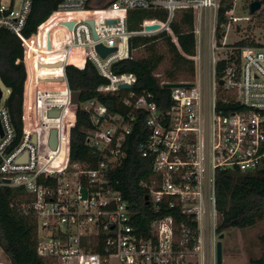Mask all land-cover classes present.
I'll use <instances>...</instances> for the list:
<instances>
[{"label": "built area", "instance_id": "built-area-1", "mask_svg": "<svg viewBox=\"0 0 264 264\" xmlns=\"http://www.w3.org/2000/svg\"><path fill=\"white\" fill-rule=\"evenodd\" d=\"M237 1L232 0L231 9L225 13L226 22L218 26L220 0H60L52 14L61 19L65 15L76 17L61 22H77L72 42L68 30L60 26L62 47L68 54L73 48L81 50L80 62L63 63L61 77L65 79L66 66L82 70L89 60L107 80V84L97 88L98 93L112 95L123 90L121 85L130 87L122 100L128 111L119 115L110 114L96 101L71 105L66 80L62 82L68 103L74 107L70 111L72 121L65 131V106L47 102L49 92L37 85L26 91L25 59L39 28L29 38L22 36L31 0H21L17 11H13L12 5L5 7L0 3V30L21 40L25 70L19 132L11 122L5 101L2 102L0 89V187L24 192L27 198L19 209L35 217V252L47 264L216 263L217 172L235 169L246 173L264 165V45L256 41L259 46L243 47L231 59V46L242 39L228 43V33L237 19L232 16ZM149 9L163 10L165 21H144L140 31L129 32L128 12ZM183 11L193 15L195 54L187 57L193 62V78L176 83L189 87L167 89L169 105L161 108L152 94L131 92L134 75H112L110 68L131 57L133 37L164 31L178 48L170 24ZM88 20L93 23L92 29L86 24ZM152 24H158L159 31H143L144 26ZM97 45L115 50L101 58L95 51ZM79 105L89 113L94 127L85 137V144L96 157L93 166L69 164L70 130ZM51 111H59L58 117L48 118ZM136 111L145 114L147 128V136L137 150L141 158L151 161L150 172L139 186L154 211L164 204L179 215L178 222L171 216L153 219L145 232L136 231L132 212L120 193L112 189L108 178L126 156V140L132 132ZM42 119L60 122L52 126ZM42 129L45 131L40 136ZM51 129L56 130L55 150L48 145Z\"/></svg>", "mask_w": 264, "mask_h": 264}, {"label": "trees", "instance_id": "trees-1", "mask_svg": "<svg viewBox=\"0 0 264 264\" xmlns=\"http://www.w3.org/2000/svg\"><path fill=\"white\" fill-rule=\"evenodd\" d=\"M254 1L250 0L247 3V10ZM257 1L264 6V0ZM59 3L60 0H31L30 13L22 30V36L29 38L36 32L38 26L39 28L29 46L30 49L31 47L34 49L33 57L28 60L27 52L25 59L28 72L26 91L32 90L35 86L34 77L31 81L30 67L39 80L59 73V70L36 66L39 64L41 67L57 60L61 61L62 54L58 51V47L62 44L63 38L62 28L58 26V23L66 18L74 17L65 15V19H61L57 18L60 15L52 14L57 11ZM231 7L232 0H220L217 15L218 26L226 22L225 13ZM165 19L166 15L163 10H132L127 14L126 26L129 32H138L144 21L164 22ZM170 29L177 39L178 48L164 31L153 36L133 37L131 49L133 52L141 50L142 55L134 57L132 53L129 59L117 61L110 68L112 75L124 73L134 75L136 80L131 92L137 95L152 94L154 102L161 108L169 105V91L164 89L162 84L189 82L194 73L193 62L187 58L195 54L192 13L189 11L178 13L171 22ZM48 34L50 50L46 48ZM41 44L45 46L43 53L39 49ZM259 45L254 38L243 35L240 41L231 46L233 48L231 59L238 56L241 48ZM80 52L81 50H72L67 59L68 63L80 62ZM22 57L21 40L8 31L0 30V81L9 91L5 107L17 132L21 127L20 109L25 80ZM17 60H19L18 63H16ZM64 76L68 90L80 93V104L96 101L105 106L110 114L125 115L127 113L128 109L122 105V100L128 92L119 90L112 95L98 93L97 88L107 84V80L98 74L89 60L85 62L82 70L71 65L66 66ZM41 84L53 86L54 91H49L52 94H65L61 83L42 82ZM40 85L38 87L42 90ZM235 109L237 110V107ZM134 114L133 129L126 140V156L120 166L108 174V178L112 189L120 193L132 212V224L136 231L145 232L149 221L171 216L175 222H178L179 215L175 209H168L164 204H160L157 211H154L150 204H145L146 194L139 186V182L149 174L151 161L141 158L137 149L147 136V128L145 114L141 111H136ZM56 123L53 120L50 122L52 126ZM68 124H65L62 130L65 131ZM93 128L89 113L82 110L79 105L75 113L74 126L70 130V165L86 163L93 166L95 164L96 157L85 144V137ZM60 159L61 156L58 160ZM26 198L21 189L0 187V247L10 264H47V261L39 258L35 252V217L31 214H23L19 209L20 204L25 202ZM216 209L218 236L223 235V232L228 229H245L260 221L264 217V165L246 173L235 169L219 170L216 176ZM258 240L261 256L257 260L250 259V264H264V233L259 236Z\"/></svg>", "mask_w": 264, "mask_h": 264}, {"label": "rangeland", "instance_id": "rangeland-1", "mask_svg": "<svg viewBox=\"0 0 264 264\" xmlns=\"http://www.w3.org/2000/svg\"><path fill=\"white\" fill-rule=\"evenodd\" d=\"M250 0H238L236 2V7L233 12V17L237 18L232 23V29L228 33V43L232 44L238 41L244 36H250L254 38L255 41L264 45V6H261L260 10L255 12L253 15L249 14V10L246 9L247 3ZM257 1V0H255ZM0 3L7 7L12 5L13 11H17L21 4V0H0ZM247 28H249L247 30ZM234 30L236 33H234ZM40 51L43 53L45 46L41 44L39 46ZM59 51V47H58ZM34 49L31 47L28 52V60L33 57ZM142 55V51L133 52L134 57H139ZM53 70V69H50ZM56 70V69H54ZM31 81L34 77L33 69L30 67ZM42 90L54 91L53 86H43L40 85ZM0 89L2 91V102H4L9 93L6 88L2 85L0 81ZM50 94V92H49ZM58 96L53 94L54 99L49 98L47 102L54 101L55 103L65 105L66 99L65 95ZM74 107L68 108V113L63 116V123L67 122L71 117V110ZM57 121L55 119H42L43 123L50 124L51 121ZM264 233V217L257 221L253 226L245 229H235L231 228L223 232V238L221 239L222 246V264H250L251 260H257L261 256V247L259 244V236ZM218 240V237H217ZM0 262L2 264H10L7 257L5 256L2 247H0ZM216 264V263H215Z\"/></svg>", "mask_w": 264, "mask_h": 264}, {"label": "water", "instance_id": "water-1", "mask_svg": "<svg viewBox=\"0 0 264 264\" xmlns=\"http://www.w3.org/2000/svg\"><path fill=\"white\" fill-rule=\"evenodd\" d=\"M261 4L259 1H254L250 4L249 6V14L253 15L255 12H257L258 10H260ZM114 21H107V24H113ZM77 24L76 21H63L60 22L58 25L59 26H63L68 30L69 33V37H70V41H73V36H72V30L74 25ZM86 24L89 25V27L92 29L93 27V23L92 21L88 20L86 21ZM160 26L158 24H152V25H146L143 27V31L145 32H155V31H159ZM92 37L95 39V35L92 33ZM46 48L47 50H50L51 48V44H50V40H49V34L47 36V42H46ZM114 48H105L102 45H97L95 48L96 53L101 57V58H105L107 55H109L110 53L114 52ZM131 54V49H130V41H128V56H130ZM61 67L63 68V64L60 63H56V64H51L48 66H39V64H37V68H58ZM36 82H65V79L63 77H59V78H45L43 80H39L37 79ZM219 84L221 85L222 82H219ZM173 87H189V85L186 84H176V83H165L163 84V88L164 89H170ZM120 89L123 90H129L130 87L128 85H121L119 87ZM34 93L36 91V88H34ZM1 96V93H0ZM70 98V104L71 105H78L80 102V93L78 92H70L69 95ZM59 115V111H51L47 114L48 118H57ZM35 123V106L33 105L32 108V124ZM35 134H33L32 136V141H35ZM48 145L50 147L51 150H55L56 149V130L55 129H51L49 131V136H48ZM82 195L84 197V190H82ZM144 201L145 204L148 205V200L147 197H144ZM223 238V235L220 234L218 237V242L216 244V264H222V246H221V239Z\"/></svg>", "mask_w": 264, "mask_h": 264}, {"label": "bare ground", "instance_id": "bare-ground-1", "mask_svg": "<svg viewBox=\"0 0 264 264\" xmlns=\"http://www.w3.org/2000/svg\"><path fill=\"white\" fill-rule=\"evenodd\" d=\"M75 16H78V15H80V14H74ZM74 18H76V17H74ZM73 19V18H72ZM62 45H63V42H62V44L59 46V52H61V54H62V58L60 59L61 61H59V60H57V61H54V62H52V63H49V64H47V65H45V66H48V65H51V64H56V63H64V62H68L67 61V59H68V57L70 56V53L68 54V52L67 51H65V49L62 47ZM72 50H79V49H77V48H73ZM36 59V58H35ZM36 61V60H35ZM35 63V62H34ZM37 64V63H36ZM37 66V65H36ZM46 69H56V70H59V73H57V74H54L55 76H53V74H51V75H49V76H47L46 78H59V77H61L62 76V74H63V70H62V68L61 67H58V68H46ZM35 72H36V70H35ZM34 79H35V86L37 85V86H39L42 82H36V80L38 79L37 77H36V74L34 75ZM43 79H45V78H43ZM43 79H41V80H43ZM44 83H51V82H44ZM53 83H61L62 84V86H63V89H64V93L65 94H62L63 96L65 95L66 97H65V99H66V104L64 105L65 107H64V112H63V116L66 114V113H68V108L69 107H71L70 105H69V103H68V92H67V89H66V86H65V84H63L62 82H53ZM44 92H46V91H44ZM51 92H53V91H51ZM53 94L52 93H50L49 94V98H51V99H54L55 97H53L52 96ZM58 96H61L60 94H58ZM72 117H73V113H71V117H70V119L67 121V122H65L64 124H63V126L65 125V124H68V123H71V121H72ZM56 120V119H55ZM57 123H59L60 122V120H57L56 121ZM56 123V124H57ZM55 125V124H54ZM53 125V126H54ZM62 126V127H63ZM44 129H42V130H39V135L41 136L42 134H44Z\"/></svg>", "mask_w": 264, "mask_h": 264}]
</instances>
